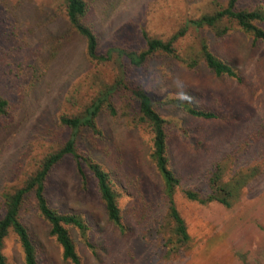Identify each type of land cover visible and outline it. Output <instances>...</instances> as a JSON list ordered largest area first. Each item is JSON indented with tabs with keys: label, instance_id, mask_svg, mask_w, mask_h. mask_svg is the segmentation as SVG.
Returning <instances> with one entry per match:
<instances>
[{
	"label": "rangeland",
	"instance_id": "1",
	"mask_svg": "<svg viewBox=\"0 0 264 264\" xmlns=\"http://www.w3.org/2000/svg\"><path fill=\"white\" fill-rule=\"evenodd\" d=\"M216 1L221 6L226 2ZM216 1L109 0L111 11L100 22L95 21L108 36L117 26L123 25L131 12L138 10L140 14L148 8L145 14L150 35L166 39L187 17L195 18L199 13L216 8ZM256 3L257 0H238L237 5L250 8ZM103 6H107L106 2ZM27 10L28 7L23 9L21 20L32 32L30 45L33 46L41 36L30 23L32 15ZM223 24L227 30L218 37L210 28L188 27L185 34L173 42L172 54L149 55L140 67L132 69L123 62L126 79L141 80L148 93L158 101L156 110L169 121L171 155L181 173L180 185L172 198L184 222L187 241L170 249L169 245L161 246L155 233L142 237L146 224H155L156 219L166 222L165 208L159 200L158 183L148 161L147 135L128 126L127 118L117 107L115 116L104 113L99 118L102 138H88L86 133L80 132L74 143L78 153L90 155L110 174L118 192L122 221L132 226L128 232L117 231L105 220L93 179L87 171H84L85 179H80L69 157L57 161L46 178L45 197L49 206L61 213H74L88 224L93 253L82 245L76 230L70 229L83 264H264V150L260 152L262 160L250 158V164L240 159L241 155L233 158L232 153H228L226 160L230 165L256 167L253 178L229 207L217 202L200 204L186 199L181 192L194 185H199L200 190L204 188L197 182V174L216 151L213 147L208 155L193 154V145L189 147L193 131L223 141L227 139L241 149L245 135L261 131L255 146L264 147V54L253 52L251 39L237 30L233 21L225 20ZM61 28H65L64 25ZM200 39H204L215 56L234 65L242 76L241 84L217 78L204 66L198 54ZM135 44L137 49L141 48L140 42ZM47 47L37 49L42 57ZM82 54V40L69 34L47 67L42 69L34 86L12 111L8 124L0 126V188L21 186L40 160L60 148L67 139L68 130L58 122L59 115L78 114L97 89L87 83L76 84L84 74ZM182 58L195 59V69H187L180 61ZM117 64L111 56L108 62H97L93 74L110 82L116 75ZM188 89L196 95H185L194 106L216 109L220 114L229 113L234 118L233 125L225 127L222 121L200 123L199 130H195L196 120L189 119L173 106L162 104L167 97L185 99L183 92ZM223 141L221 146L227 149ZM143 199L149 205L144 224L137 223L134 216ZM21 221L29 230L39 264H70L62 260L59 247L47 234V226L35 210L25 209ZM1 252L7 264H23L21 249L11 231L3 239Z\"/></svg>",
	"mask_w": 264,
	"mask_h": 264
},
{
	"label": "trees",
	"instance_id": "2",
	"mask_svg": "<svg viewBox=\"0 0 264 264\" xmlns=\"http://www.w3.org/2000/svg\"><path fill=\"white\" fill-rule=\"evenodd\" d=\"M107 1L109 0H0L3 4V7L0 6L1 127L8 124L12 111L17 108L27 91L34 86L42 69L47 67L69 34L76 35L83 42L84 74L79 77L76 84L87 83L97 88L83 103L82 110L78 114L59 115L58 122L68 130L67 139L62 146L46 154L21 186L0 188V264H7L1 248L8 231L13 233L21 249L23 264H39L37 250L29 230L21 221V214L27 208L35 210L45 222L47 234L53 237L59 247L62 260L70 264H83L70 229L76 230L82 245L93 253L94 244L87 233L88 224L74 213L56 211L49 206L45 197L47 175L53 165L64 156L73 160L80 179H85L84 171L90 174L105 220L121 233L128 232L132 227L122 221L123 216L117 203L118 192L110 174L90 155L78 153L74 143L80 132L86 133L88 138H102L103 132L98 126L99 118L104 113L115 116L117 107L121 108L122 116L127 118L128 126L147 135L148 161L158 183V196L161 198L159 200L165 208L166 222L162 223L161 220L156 219L155 224H146L142 237L152 236L155 233L160 239L161 246L164 248L169 245L170 249L185 243L188 235L172 198L175 188L180 185L181 173L176 168L171 155V134L167 130L169 121L156 110L158 101L148 93L141 80L133 77L126 79L123 62L135 68L144 65L148 56L154 53L172 54L173 42L184 35L188 27H207L212 29L215 36H221L227 30L226 25L223 24L225 20L233 21L237 30L249 36L253 43L251 46L253 52L258 55L264 54L262 52L264 0H257V3L250 8H241L237 5L238 0H226L222 6L215 0L218 4L216 8H211L208 13H199L195 18L187 17L166 39L150 35L145 14L148 8H144L140 14L138 10L131 12L123 25L117 26L114 32L107 36L104 30L99 29L100 24H96L95 21L98 19L100 22L111 11L112 4ZM105 2L106 7L103 6ZM27 7V11L32 15L29 21L41 36L34 41L33 46L30 45L33 42L30 38L32 32L21 20L23 9ZM100 8L102 12L98 13ZM92 14L94 17H91ZM63 25L65 28H61ZM139 42L141 48L137 49L134 44ZM46 45L48 47L42 57V52L37 49ZM198 54L204 66L215 77L232 80L237 84L243 82L240 72L233 67L234 65L215 56L204 39L199 40ZM111 56L118 63L117 72L112 81H103L96 77L93 71L97 62H108ZM180 61L187 69H195V59L182 58ZM189 90L183 92L185 99L167 97L162 104L173 106L189 119L196 120L198 123L195 130H199L200 123L204 125L222 121L225 127L233 125L234 118L229 116V113L220 114L216 109L194 106L185 97L192 95V91ZM251 134L244 136L241 149L240 145L235 147L233 142L227 139L223 141L218 137H209L204 133L193 131L189 139L191 142L189 147L193 145L191 146L193 154L208 155L213 147L216 151L212 157H208L211 159L200 167L197 174V182L204 188L200 190L199 185H194V188H184L181 191L183 196L200 204L217 202L229 207L256 173V167L248 165L252 162L250 158L262 160L260 155L264 147L260 144L255 146L261 138V131L254 130ZM221 141L227 149L221 146ZM247 145L248 148H245ZM230 152L233 158L238 154L241 155L240 159L247 161L248 164L244 167L230 165L226 160ZM148 209L149 205L143 199L141 207L134 213L137 223L144 224L143 219L148 215Z\"/></svg>",
	"mask_w": 264,
	"mask_h": 264
}]
</instances>
